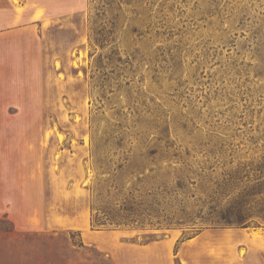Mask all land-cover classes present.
<instances>
[{"label":"rangeland","instance_id":"374dc122","mask_svg":"<svg viewBox=\"0 0 264 264\" xmlns=\"http://www.w3.org/2000/svg\"><path fill=\"white\" fill-rule=\"evenodd\" d=\"M36 1L15 101L38 118L0 120V264H264V223L91 225L99 160L188 151L220 178L264 154V0Z\"/></svg>","mask_w":264,"mask_h":264},{"label":"trees","instance_id":"16d2710c","mask_svg":"<svg viewBox=\"0 0 264 264\" xmlns=\"http://www.w3.org/2000/svg\"><path fill=\"white\" fill-rule=\"evenodd\" d=\"M141 156L143 161L130 163V169L124 163L111 167L99 160L102 172L91 207L92 226L185 227L197 234L205 227L264 223V154L259 160L236 165L231 156L229 168L223 169L220 178L210 176L215 165L202 162L195 167L189 162L188 151L183 156L174 150L151 149ZM124 160L129 162L130 156ZM206 170L211 172L206 174ZM193 174L199 177L198 182ZM190 187L202 195L196 196Z\"/></svg>","mask_w":264,"mask_h":264},{"label":"crops","instance_id":"0c3cea01","mask_svg":"<svg viewBox=\"0 0 264 264\" xmlns=\"http://www.w3.org/2000/svg\"><path fill=\"white\" fill-rule=\"evenodd\" d=\"M18 6L23 8V10L21 21L17 23V5L14 0H0V8L8 9V11L0 14V80L5 76L3 75L4 72L7 75L9 74L10 77V83L5 85V89H0V96L10 95L11 97L8 101H0V120L38 118V112L33 110V101H23L22 99L15 101V98L17 99L18 96L23 94L22 89L26 86L28 87L27 82H30L29 79H26V83H24L22 76V57L23 52L25 51L27 53V50H24L21 43L17 42L24 37L21 31L24 23L41 22L47 17V8L45 4L36 0H19ZM39 11H41L40 15H38ZM9 57H14V59L11 60ZM12 61L14 65L18 63L20 66L18 70L19 73L21 72L20 75L17 74V70L11 65L10 62ZM7 66H10V69L6 68L3 71L2 67ZM29 86L32 87L31 83ZM4 214L9 215L6 210Z\"/></svg>","mask_w":264,"mask_h":264},{"label":"bare ground","instance_id":"6f19581e","mask_svg":"<svg viewBox=\"0 0 264 264\" xmlns=\"http://www.w3.org/2000/svg\"><path fill=\"white\" fill-rule=\"evenodd\" d=\"M257 232L254 233V235L256 234Z\"/></svg>","mask_w":264,"mask_h":264}]
</instances>
